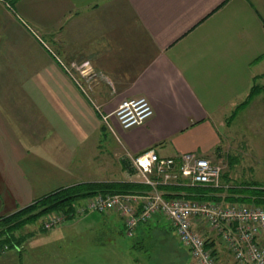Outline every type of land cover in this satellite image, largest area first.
<instances>
[{
  "label": "crops",
  "instance_id": "crops-1",
  "mask_svg": "<svg viewBox=\"0 0 264 264\" xmlns=\"http://www.w3.org/2000/svg\"><path fill=\"white\" fill-rule=\"evenodd\" d=\"M31 29L62 60L92 66L87 93L104 115L145 97L153 116L106 124ZM263 91L264 0H0V215L79 180L120 183L105 179L151 149L231 160L235 123ZM193 228L220 264H237L221 235Z\"/></svg>",
  "mask_w": 264,
  "mask_h": 264
},
{
  "label": "built area",
  "instance_id": "built-area-1",
  "mask_svg": "<svg viewBox=\"0 0 264 264\" xmlns=\"http://www.w3.org/2000/svg\"><path fill=\"white\" fill-rule=\"evenodd\" d=\"M49 52L82 91L81 81H85L86 87L93 83L95 72L89 63L65 64L55 53ZM96 109L106 124L114 118L125 130L144 124L154 114L145 97L124 101L109 115L101 113L98 107ZM128 158L141 178L136 183L150 188L145 195L101 194L90 197L79 202L72 214L49 216L43 228L51 230L71 216L83 218L91 214L115 213L123 218L127 236L132 238L141 224L161 216L171 225L195 264H220L213 250L208 247V241L193 228L194 221L200 220L222 236L237 264H264V207L230 203L217 205L215 202L186 198L167 199L159 189L161 186L175 185L227 191L232 186L223 184L221 167L197 153L163 158L151 149Z\"/></svg>",
  "mask_w": 264,
  "mask_h": 264
},
{
  "label": "rangeland",
  "instance_id": "rangeland-1",
  "mask_svg": "<svg viewBox=\"0 0 264 264\" xmlns=\"http://www.w3.org/2000/svg\"><path fill=\"white\" fill-rule=\"evenodd\" d=\"M31 32L37 39V32L35 34L32 29ZM40 36L42 38L40 39L45 43L46 51L50 54L49 50H51L56 54L54 48L46 40V42L44 41L42 35ZM62 61L65 64H82L75 61ZM81 86L83 91L78 88L84 98L93 102V95L90 92L85 94L88 88L84 80L81 81ZM94 105L98 106L95 103ZM98 108L102 113L101 107ZM239 118L240 120L235 123V131H232L231 160L226 158L219 160V157L213 159L212 156L207 158L213 164L221 167L222 176L231 175L230 179H226L227 182L222 178L224 185L254 184L264 190V93L263 96L255 97L254 103ZM107 133L109 132L107 131ZM81 150L82 147H79V151ZM111 164L113 163L111 162ZM120 174L122 177L115 176L114 179L110 177L111 179L105 180L114 182L141 181L137 171L133 175L122 174V172ZM79 182L94 183L87 179L79 180ZM144 191L146 190L143 189L132 195L143 196L147 193ZM219 191L221 192L215 194L214 197L216 199L220 197L222 200L218 203L225 205L226 202L223 198L228 196V193L225 190ZM184 193L195 194L196 192L188 189L184 190ZM210 194L205 192L204 195L213 197ZM195 201L199 200L195 199ZM200 201L205 202L204 200ZM53 214L60 215L58 212L44 215L15 231L14 236L18 240L23 239V241L17 249L8 247L3 249L0 255V264H195L191 261L187 249L179 242L174 231L169 230L166 220L162 224L165 229L157 230L147 226L149 223L143 224L130 238L127 236L121 217L115 213H109L110 215L107 216L91 214L83 218H74V221L70 222L65 220L61 223V225L66 223L63 225L64 227L76 225L75 230L67 232H61V225L51 230L43 228V224ZM140 229H143V232H140Z\"/></svg>",
  "mask_w": 264,
  "mask_h": 264
},
{
  "label": "trees",
  "instance_id": "trees-1",
  "mask_svg": "<svg viewBox=\"0 0 264 264\" xmlns=\"http://www.w3.org/2000/svg\"><path fill=\"white\" fill-rule=\"evenodd\" d=\"M126 170L130 171L131 175L134 174L135 170L132 168L131 163L126 159L124 162ZM223 179H227V175L222 176ZM227 182V180H226ZM257 185H233L226 192V196L223 200L230 204H245L253 206L264 207V190L256 187ZM145 189L147 192L150 188L144 184L136 182H120V183H80L72 187L63 188L59 191L45 195L38 199L27 207L19 209L15 213L9 216H0V255L2 250L8 247L9 249H17L23 239H17L14 236V232L21 229L30 223H33L38 218L49 215L51 213H63L72 214L73 208L81 201L86 198L94 197L98 194H135ZM159 189L164 193V197L167 199L171 198H186L189 200H204L218 202L222 199L219 197L216 199L214 196L218 192H221L210 187H197V188H183L175 185L161 186ZM195 190V194L185 193L184 190ZM205 192H208L213 197L205 196ZM75 216L69 217L66 221L74 219ZM123 223L124 220L121 218ZM152 221V220H151ZM149 221L148 223H150ZM147 224V223H145ZM143 225V224H141ZM125 226V224H124ZM138 229V228H137ZM169 230L173 231L171 225ZM44 231V230H43ZM209 247V245H208ZM213 254L215 255L214 251Z\"/></svg>",
  "mask_w": 264,
  "mask_h": 264
},
{
  "label": "bare ground",
  "instance_id": "bare-ground-1",
  "mask_svg": "<svg viewBox=\"0 0 264 264\" xmlns=\"http://www.w3.org/2000/svg\"><path fill=\"white\" fill-rule=\"evenodd\" d=\"M183 188H185V187H183ZM189 188V187H188ZM217 205H222V204H220V203H218V202H215Z\"/></svg>",
  "mask_w": 264,
  "mask_h": 264
}]
</instances>
